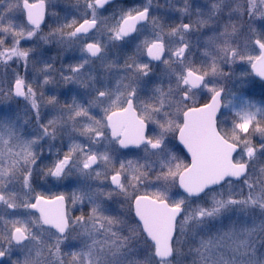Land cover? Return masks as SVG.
I'll use <instances>...</instances> for the list:
<instances>
[{
    "label": "snow or ice",
    "instance_id": "6c2138e0",
    "mask_svg": "<svg viewBox=\"0 0 264 264\" xmlns=\"http://www.w3.org/2000/svg\"><path fill=\"white\" fill-rule=\"evenodd\" d=\"M0 264H264V0H0Z\"/></svg>",
    "mask_w": 264,
    "mask_h": 264
},
{
    "label": "rangeland",
    "instance_id": "374dc122",
    "mask_svg": "<svg viewBox=\"0 0 264 264\" xmlns=\"http://www.w3.org/2000/svg\"><path fill=\"white\" fill-rule=\"evenodd\" d=\"M257 91H259V87L257 88ZM58 190H63V189H53L52 192L54 193V192H56ZM46 194H49V193H46Z\"/></svg>",
    "mask_w": 264,
    "mask_h": 264
},
{
    "label": "flooded vegetation",
    "instance_id": "af4514ba",
    "mask_svg": "<svg viewBox=\"0 0 264 264\" xmlns=\"http://www.w3.org/2000/svg\"><path fill=\"white\" fill-rule=\"evenodd\" d=\"M159 2H160L161 4H163L164 0H159Z\"/></svg>",
    "mask_w": 264,
    "mask_h": 264
}]
</instances>
